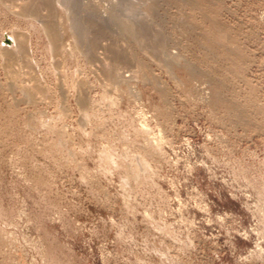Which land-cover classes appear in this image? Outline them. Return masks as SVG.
<instances>
[{
	"label": "rangeland",
	"instance_id": "1",
	"mask_svg": "<svg viewBox=\"0 0 264 264\" xmlns=\"http://www.w3.org/2000/svg\"><path fill=\"white\" fill-rule=\"evenodd\" d=\"M107 1L0 0V264H264V0Z\"/></svg>",
	"mask_w": 264,
	"mask_h": 264
},
{
	"label": "bare ground",
	"instance_id": "2",
	"mask_svg": "<svg viewBox=\"0 0 264 264\" xmlns=\"http://www.w3.org/2000/svg\"><path fill=\"white\" fill-rule=\"evenodd\" d=\"M74 1H75V0H74ZM126 1H127V0H126ZM68 2L72 5L71 1H68ZM74 3H75V7H76V2H74ZM67 5L69 6L68 3H67ZM119 5H120V4H119ZM125 5H126V4H125ZM73 7H74V6H73ZM120 7H121V6H120ZM69 8H70V7H69ZM124 8H125V7H124ZM72 13H73V12H72ZM86 16H87V15H86ZM86 16H85V17H86ZM116 16H118V15H116ZM48 17H49V16H48ZM77 18H78V17H77ZM77 18H76V19H73V22H72L71 24H72V29L76 32V34H78V35H76V36L78 37L79 34L81 35L82 32L85 33V32L87 31V30H86V31L84 32V30L87 29L88 26H89V27H91V26L88 25V20H87V21H84V22H86V23H85L84 25H82L83 22L81 23V22L79 21L80 19H77ZM109 18H110V17H109ZM109 18H108V20H109ZM116 18H117V17H116ZM118 18H119V17H118ZM118 18H117V19H118ZM111 19H112V18H111ZM119 19H120V18H119ZM47 20H48V19H47ZM50 20H51V19L49 18V21H48V22H50ZM71 20H72V19H71ZM120 20H121V19H120ZM120 20H119V21H120ZM125 20H126V19H125ZM51 21H52V20H51ZM81 21H83V20H81ZM90 21H91V20H90ZM92 21H93V20H92ZM92 21H91V22H92ZM114 21H116V20H114ZM119 21H118V22H115V23H116V24H117V23H120L122 20H121L120 22H119ZM123 21H124V19H123ZM123 21H122V22H123ZM91 22H89V23H91ZM94 22H95V21H94ZM98 22H99V21H98ZM122 22H121V24H122ZM128 22H129V21H128ZM130 22H131V21H130ZM51 23H52V22H50V24H51ZM101 23H102V22H101ZM132 23H133V22H132ZM47 24H48V23H47ZM50 24H48V26H47V27H48V31L52 32L53 35H54V31L56 32V30L53 29V25H51V27H50V26H49ZM91 24H92V23H91ZM93 24L95 25L96 22L93 23ZM93 24H92V25H93ZM121 24H120V25H121ZM124 24H125V23H124ZM128 24H130V23H128ZM45 25H46V24H45ZM81 25H82V26H81ZM118 25H119V24H118ZM120 25H119V26H120ZM122 25H123V24H122ZM119 26H118V27H119ZM124 26H126V25H124ZM128 26H129V25H128ZM98 27H99V26H98ZM121 27H122V26H121ZM138 27H139V26H138ZM54 28H55V27H54ZM127 28H128V27H127ZM129 28H130V26H129ZM125 29H126V28H125ZM89 30H90V29H89ZM99 30H100V29H99ZM99 30H98V32H100ZM121 30H124V29H121ZM128 30H129V29H128ZM137 30H138V29H137ZM74 31H73V32H74ZM102 31H103V30H102ZM52 33H51V34H52ZM87 34H88V32H87ZM87 34H85V36H86ZM53 35H52V36H53ZM55 35H56V34H55ZM53 37L55 38V36H53ZM86 37H87V36H86ZM55 39H56V38H55ZM55 39H54V40H55ZM78 39H79V38H78ZM86 39H88V38H86ZM88 40H90V38H89ZM82 41H83V40H82ZM82 41H81V42H82ZM84 41H85V39H84ZM92 41H93V39H92ZM92 41H91V42H92ZM86 42H87V41H86ZM88 42L90 43V41H88ZM116 58L119 59V57H116ZM116 58H115V60H117Z\"/></svg>",
	"mask_w": 264,
	"mask_h": 264
},
{
	"label": "built area",
	"instance_id": "3",
	"mask_svg": "<svg viewBox=\"0 0 264 264\" xmlns=\"http://www.w3.org/2000/svg\"><path fill=\"white\" fill-rule=\"evenodd\" d=\"M114 1L115 0H108L106 3H104V6L102 7V9L100 11V16L103 17L106 21H109L107 18H108L109 12L111 11V7L115 4ZM111 20L114 22L113 19H111Z\"/></svg>",
	"mask_w": 264,
	"mask_h": 264
}]
</instances>
